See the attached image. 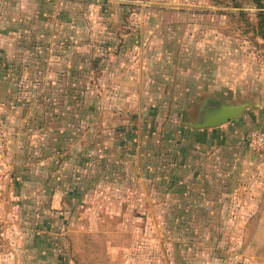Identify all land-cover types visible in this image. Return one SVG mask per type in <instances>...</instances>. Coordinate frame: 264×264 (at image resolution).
Wrapping results in <instances>:
<instances>
[{
	"label": "rangeland",
	"instance_id": "374dc122",
	"mask_svg": "<svg viewBox=\"0 0 264 264\" xmlns=\"http://www.w3.org/2000/svg\"><path fill=\"white\" fill-rule=\"evenodd\" d=\"M0 74V264H264V0H0Z\"/></svg>",
	"mask_w": 264,
	"mask_h": 264
},
{
	"label": "water",
	"instance_id": "95a60500",
	"mask_svg": "<svg viewBox=\"0 0 264 264\" xmlns=\"http://www.w3.org/2000/svg\"><path fill=\"white\" fill-rule=\"evenodd\" d=\"M246 104H222L219 108L210 111L199 123L192 124L196 129L213 128L220 126L238 117Z\"/></svg>",
	"mask_w": 264,
	"mask_h": 264
},
{
	"label": "built area",
	"instance_id": "2783aa9c",
	"mask_svg": "<svg viewBox=\"0 0 264 264\" xmlns=\"http://www.w3.org/2000/svg\"><path fill=\"white\" fill-rule=\"evenodd\" d=\"M6 136L0 110V158L4 155ZM247 147L253 154L264 159V131L253 132L247 139Z\"/></svg>",
	"mask_w": 264,
	"mask_h": 264
},
{
	"label": "crops",
	"instance_id": "0c3cea01",
	"mask_svg": "<svg viewBox=\"0 0 264 264\" xmlns=\"http://www.w3.org/2000/svg\"><path fill=\"white\" fill-rule=\"evenodd\" d=\"M65 2V1H64ZM8 80L9 82H10V89L8 88V89H6V92H5V94L4 93H1L3 90H4V83H5V80ZM8 84V83H7ZM13 85H12V83H11V81H10V79L9 78H6V77H4V76H2L1 74H0V104L1 103H4V101L3 100H9L11 97H12V92H11V90H13V87H12Z\"/></svg>",
	"mask_w": 264,
	"mask_h": 264
}]
</instances>
